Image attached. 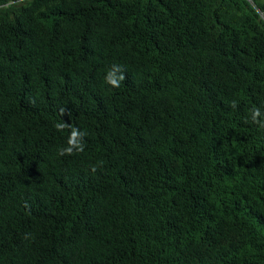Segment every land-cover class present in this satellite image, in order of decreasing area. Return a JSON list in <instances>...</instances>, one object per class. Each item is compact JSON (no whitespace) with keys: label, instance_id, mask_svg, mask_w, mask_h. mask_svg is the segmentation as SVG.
<instances>
[{"label":"trees","instance_id":"1","mask_svg":"<svg viewBox=\"0 0 264 264\" xmlns=\"http://www.w3.org/2000/svg\"><path fill=\"white\" fill-rule=\"evenodd\" d=\"M0 264H264V0H0Z\"/></svg>","mask_w":264,"mask_h":264},{"label":"clouds","instance_id":"2","mask_svg":"<svg viewBox=\"0 0 264 264\" xmlns=\"http://www.w3.org/2000/svg\"><path fill=\"white\" fill-rule=\"evenodd\" d=\"M121 78H122V77H121ZM110 83L113 84L114 86H118V85H117V81H116L115 79L110 80ZM75 136H76V133L73 132V139L70 140L69 143H74V138H75ZM66 151H67L68 153H71V148L67 149Z\"/></svg>","mask_w":264,"mask_h":264}]
</instances>
